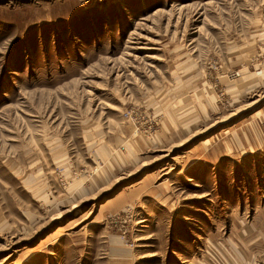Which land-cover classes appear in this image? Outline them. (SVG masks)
<instances>
[{
	"label": "rangeland",
	"instance_id": "obj_1",
	"mask_svg": "<svg viewBox=\"0 0 264 264\" xmlns=\"http://www.w3.org/2000/svg\"><path fill=\"white\" fill-rule=\"evenodd\" d=\"M0 264H264V0H0Z\"/></svg>",
	"mask_w": 264,
	"mask_h": 264
}]
</instances>
